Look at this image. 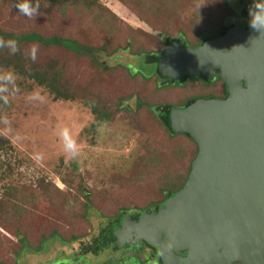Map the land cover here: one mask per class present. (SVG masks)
<instances>
[{
    "label": "rangeland",
    "instance_id": "374dc122",
    "mask_svg": "<svg viewBox=\"0 0 264 264\" xmlns=\"http://www.w3.org/2000/svg\"><path fill=\"white\" fill-rule=\"evenodd\" d=\"M197 2L203 0H38L40 15L30 20L16 0H0V37L33 32L74 40L82 50L21 41L16 55L0 50V69L15 71L21 90L9 106L0 102V113L22 137L0 135V264H40L76 251L122 209H150L186 179L196 144L167 135L159 104L220 98L224 87L220 79H145L149 69L138 68L137 55L159 51L166 37L195 45L204 32L246 21L236 17V0H209L196 11ZM32 45L36 62L25 54ZM32 72L51 89L35 83ZM33 90L46 101L26 102ZM58 124L72 129L81 149L76 159L63 154Z\"/></svg>",
    "mask_w": 264,
    "mask_h": 264
},
{
    "label": "water",
    "instance_id": "95a60500",
    "mask_svg": "<svg viewBox=\"0 0 264 264\" xmlns=\"http://www.w3.org/2000/svg\"><path fill=\"white\" fill-rule=\"evenodd\" d=\"M157 61L174 81L217 76L225 96L170 109L169 129L196 154L155 212L120 219L118 244L142 238L165 258L187 249L197 264H264V35L230 26L194 46L170 38Z\"/></svg>",
    "mask_w": 264,
    "mask_h": 264
},
{
    "label": "flooded vegetation",
    "instance_id": "af4514ba",
    "mask_svg": "<svg viewBox=\"0 0 264 264\" xmlns=\"http://www.w3.org/2000/svg\"><path fill=\"white\" fill-rule=\"evenodd\" d=\"M236 3L239 6L240 12L238 0H236ZM239 14L236 13V17H239ZM232 22L234 24L233 26L242 28L249 27V24L240 23L239 20ZM170 38H180L184 44L190 45L181 36H173ZM165 198L150 209L135 212H121L119 216L109 219L102 227H99L96 235L91 237V239L84 240L76 251L62 253V256L59 257L53 256L52 259H46L40 264H197L198 262L189 256L187 249L177 250L165 258L156 246L147 243L142 238H139L137 242L133 240L131 243L121 242L120 245L118 244L115 233L120 229V219L124 215L136 221L143 213L155 212ZM100 255H103V258H100Z\"/></svg>",
    "mask_w": 264,
    "mask_h": 264
},
{
    "label": "clouds",
    "instance_id": "9594fccd",
    "mask_svg": "<svg viewBox=\"0 0 264 264\" xmlns=\"http://www.w3.org/2000/svg\"><path fill=\"white\" fill-rule=\"evenodd\" d=\"M208 2L209 0H203V2L195 3L196 11ZM14 7L21 15L30 20H35L40 15V4L38 0H16ZM248 24L253 31L264 35V0H252V4L248 9ZM3 49H7L10 55H16L21 51L19 42L16 39L0 37V50ZM25 54L29 60L36 62L38 46H30ZM20 92L21 90L17 84V74L15 71L0 69V102H2V105L4 107L9 106L10 98L19 95ZM25 100L28 103H44L46 97L40 91L33 90L25 94ZM106 129V122H101L98 125V131L100 133H104ZM0 135L12 136L17 141L22 139L19 132L13 127L12 121L6 112L0 113ZM55 135L62 147L63 154L68 159H76L80 155V145L69 126L58 124L55 129ZM33 157L37 162H41L44 159V154L42 152H35ZM168 247L171 248V244Z\"/></svg>",
    "mask_w": 264,
    "mask_h": 264
},
{
    "label": "trees",
    "instance_id": "16d2710c",
    "mask_svg": "<svg viewBox=\"0 0 264 264\" xmlns=\"http://www.w3.org/2000/svg\"><path fill=\"white\" fill-rule=\"evenodd\" d=\"M238 3L240 4V16L242 19L246 20L244 24L248 25V18H247V0H238ZM233 22H226L224 23L215 33H208V32H204V34H202L198 40V42L195 44L197 45L198 43H200L204 38H206L209 35L212 34H221L222 31L226 28V27H230L233 26ZM8 38L11 39H16L17 41H21V42H36L39 43L43 46L46 45H60L62 47H64L65 49L74 51L76 53H81V45H79L76 41L74 40H70V39H63L61 37H56V36H40L37 33H23V34H12V35H7ZM168 40H170V37H166L163 43V46L165 44V42H167ZM163 48V47H162ZM162 49H160L159 51H149V52H145V53H139L138 59H139V67L138 68H145L146 66H148V73L145 72H141V74L145 75L143 76L145 79H148L149 77H151L152 75L154 76V80L155 81H159L161 83H177L178 81H184L187 79H192L189 78L187 76H182L179 78V80L174 81L171 80L169 78H165L160 74L159 68H158V56L159 53L161 52ZM95 62V61H93ZM96 63V62H95ZM30 78L35 81V83H37L38 85H42L44 87H46L48 90L51 89L52 87V83L49 81V79H46V77H42L41 74H37V73H29ZM197 79H201L204 80L203 78H197ZM215 79H219L217 76L214 77L213 80ZM205 81V80H204ZM225 96V90L223 88V93L222 96H220V98H223ZM202 98H209V97H213V96H200ZM198 97H191L189 99H187L183 104L177 105L176 107H182L184 106L186 103H188L190 100L196 99ZM159 109H158V116L160 118V121L162 123V125L164 126L165 130L167 131V135L168 136H183L184 138H186L189 142H193L195 143L191 138H189L188 136L182 134V133H173L169 127H168V113L170 111V109L172 108L171 104H159ZM194 157V156H193ZM193 159V158H192ZM191 159V160H192ZM191 162V161H190ZM189 169H190V164H189ZM188 169V171H189ZM187 171V174H188ZM186 174V176H187ZM185 176V178H186ZM185 181V179H184ZM184 181L175 189L170 190V189H166L165 191V196H168L170 193L177 191L178 189L181 188V186L183 185ZM163 198V199H164ZM125 210L122 209V212H124ZM19 244L21 246H24V244L26 243V240L24 237H20L19 239Z\"/></svg>",
    "mask_w": 264,
    "mask_h": 264
}]
</instances>
